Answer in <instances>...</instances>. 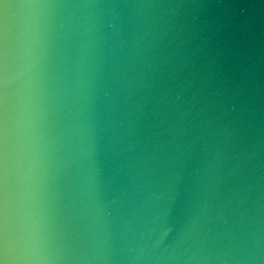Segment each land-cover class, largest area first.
I'll return each mask as SVG.
<instances>
[{"label": "water", "instance_id": "obj_1", "mask_svg": "<svg viewBox=\"0 0 264 264\" xmlns=\"http://www.w3.org/2000/svg\"><path fill=\"white\" fill-rule=\"evenodd\" d=\"M0 264H264V0H0Z\"/></svg>", "mask_w": 264, "mask_h": 264}]
</instances>
